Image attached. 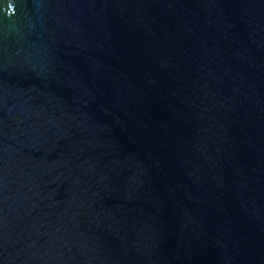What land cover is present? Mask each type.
Listing matches in <instances>:
<instances>
[{"label":"water","instance_id":"1","mask_svg":"<svg viewBox=\"0 0 264 264\" xmlns=\"http://www.w3.org/2000/svg\"><path fill=\"white\" fill-rule=\"evenodd\" d=\"M0 264H264V0H0Z\"/></svg>","mask_w":264,"mask_h":264}]
</instances>
